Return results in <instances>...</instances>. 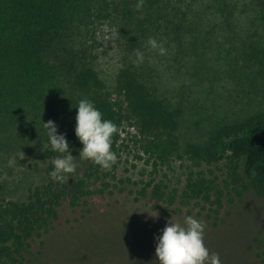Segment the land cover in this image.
<instances>
[{"label":"trees","instance_id":"obj_1","mask_svg":"<svg viewBox=\"0 0 264 264\" xmlns=\"http://www.w3.org/2000/svg\"><path fill=\"white\" fill-rule=\"evenodd\" d=\"M154 1L145 0L143 20L155 21V13L159 21H175L163 3L167 0H159L162 7ZM253 1L263 36L262 58L257 69L256 62L250 69L263 76L264 0ZM213 2L220 21H231V1ZM110 6L108 0H0V125L22 112H48L55 104L70 118L63 133L81 165L67 184H58L49 176L57 154L47 145L45 182L33 186L25 202L0 197V264H158L155 238L169 222L120 213L113 197L127 186L133 201H144L150 211H164L168 218L171 208L181 212L178 205L186 209L183 219L199 218L204 243L210 254H219L221 264H264V221L249 212L251 205L264 207V95L258 110L219 127L204 144L181 145L179 112L153 93L136 67L124 65L107 87L85 60L87 49L75 41V21L88 20L92 12L109 18ZM198 18L192 15V21ZM62 93L69 97L59 102ZM82 99L118 126L112 144L117 157L128 149L121 140L124 127L134 131L128 142L142 152L138 159L145 178L119 177L116 164L103 170L80 160L82 145L74 128ZM184 161L178 189L167 172ZM227 207L237 210L225 212ZM66 208L71 212L62 224Z\"/></svg>","mask_w":264,"mask_h":264},{"label":"rangeland","instance_id":"obj_2","mask_svg":"<svg viewBox=\"0 0 264 264\" xmlns=\"http://www.w3.org/2000/svg\"><path fill=\"white\" fill-rule=\"evenodd\" d=\"M108 1L114 5L110 6L111 17L105 18L103 12H92L88 20L75 21L78 27L75 41L87 49L85 60L107 87L113 85L116 73L124 65L136 67L153 93L179 112L177 134L181 145L204 144L219 127L239 122L258 110L264 95V72L263 76L255 74L258 59L262 58L258 53L263 31L255 20L258 13L255 1L229 0L231 21H220L214 0L163 2L168 6L169 18L175 21H159L155 13H151L155 21L143 20L145 12L135 10L134 0ZM154 2L163 5L159 0ZM122 4L128 8V14ZM193 14L199 21H192ZM180 16L186 21H177ZM149 38L162 41L168 54L159 56L150 50ZM137 49L145 53L144 63L138 67L133 64ZM253 53L254 59L250 57ZM262 62L264 65V59ZM254 63L256 69L251 70ZM68 97V93L57 96L59 102ZM53 106L48 112L44 109L37 114L22 112L0 125L1 198L25 202L29 190L45 182L48 137L42 124L54 121L61 133L70 125L67 113ZM133 135L132 129L124 127L121 140L128 149L115 164L119 177L128 176L135 181L142 175L145 178L147 172L143 161L138 159L142 155L141 150L139 153L135 150L138 145L128 142ZM187 164L179 162L173 171L167 172L172 186L181 189ZM78 165L77 171L81 170ZM129 188L126 187L124 194L113 197L120 213L136 218L143 216L146 221H172L183 225L181 212H185V208L176 205L181 212L171 208L168 211L171 217L166 218L164 211H150L144 201L134 202L128 194ZM251 208L253 218L261 215L264 221V207L251 205ZM230 210L237 209L225 208V212ZM70 212L67 208L62 211L60 223L66 222ZM248 225L252 227V223Z\"/></svg>","mask_w":264,"mask_h":264},{"label":"clouds","instance_id":"obj_3","mask_svg":"<svg viewBox=\"0 0 264 264\" xmlns=\"http://www.w3.org/2000/svg\"><path fill=\"white\" fill-rule=\"evenodd\" d=\"M145 0H137L135 10L142 11ZM147 47L159 56L168 54V49L162 41L156 38L147 40ZM145 53L135 50L133 64L144 63ZM47 131L48 145L57 155L52 159V170L49 176L58 184H67L77 173V157L71 154V147L66 134L59 132L54 121L42 124ZM118 126L110 119L103 118L102 112L93 102L82 99L76 107L74 133L82 145L79 151L80 160L91 161L103 170H109L117 162V155L112 151L114 135ZM205 225L186 216L183 225L169 222L161 234L155 238V256L158 264H221L217 253L210 254L204 243Z\"/></svg>","mask_w":264,"mask_h":264}]
</instances>
